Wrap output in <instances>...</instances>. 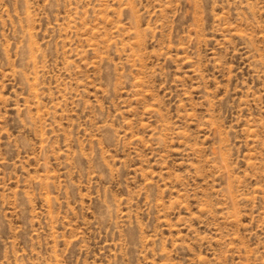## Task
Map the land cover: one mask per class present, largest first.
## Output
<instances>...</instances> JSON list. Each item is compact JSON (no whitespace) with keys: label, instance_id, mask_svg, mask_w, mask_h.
Segmentation results:
<instances>
[{"label":"rangeland","instance_id":"374dc122","mask_svg":"<svg viewBox=\"0 0 264 264\" xmlns=\"http://www.w3.org/2000/svg\"><path fill=\"white\" fill-rule=\"evenodd\" d=\"M0 264H264V0H0Z\"/></svg>","mask_w":264,"mask_h":264}]
</instances>
